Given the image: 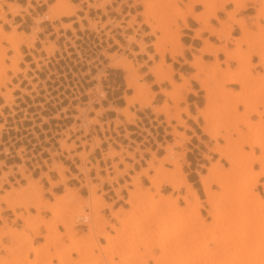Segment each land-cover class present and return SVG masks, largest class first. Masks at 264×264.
<instances>
[{"label": "bare ground", "instance_id": "1", "mask_svg": "<svg viewBox=\"0 0 264 264\" xmlns=\"http://www.w3.org/2000/svg\"><path fill=\"white\" fill-rule=\"evenodd\" d=\"M51 1L53 3L48 6L46 13L33 19L36 26L32 29V32L26 34L19 32L17 26L5 19L3 7L6 6L8 14L16 17L20 13H27L31 8L30 3L23 8L17 4H7L0 0V22L2 21L9 27V32H5L3 26L0 25V89H4V91L0 90V98L5 101V105L0 106V111L3 107H8L13 101V93L20 90L18 86H13V89L9 88V86H12L13 79L19 75H22L25 80L27 79V72L30 71L29 65H26L25 70L19 68V64L25 59L20 47L24 46L30 51L35 48L34 45L38 41L37 35L42 32L39 26L46 21L58 22L64 18H76V23L80 24L81 28L83 27L81 19L77 16V12L80 11L79 6L73 5L69 0ZM81 1L87 3L89 7L101 9L90 4L89 0ZM186 1L189 2V7L182 11L177 6L178 0H169L165 6L161 5L162 0H146L141 4L143 10L136 16H131L132 20L128 23L129 29L133 28L139 16L142 18L141 26L149 29L143 39L149 36L155 39L147 45L143 39L137 41L133 36L129 42V44H134L138 48V51L131 52L133 56H147L148 62H154V58L159 57L154 66L148 67L147 75L153 78L150 85L145 82L142 83L145 76L138 74V71L146 67L147 63L135 65L132 60L118 56L116 53L106 54V60L108 61L107 68L124 73L126 90L132 92V95L123 98L125 103L123 108L113 109L118 116L124 118L126 124L132 125L133 121L137 120V116L131 109L136 107L148 108L152 109L154 115L166 117L167 128H172L170 123L174 121L177 123L176 127L190 130L187 128L186 121L182 118L183 115L196 125L201 120L200 129L205 137L211 142H217L218 139L224 142V145H215V148L211 151L213 155L218 157V160L213 162L211 167L206 168L205 174L198 173L199 184L205 200L200 199L183 173L181 159L183 162L186 157L184 147L191 141V138L187 137L184 132H179L175 127L169 133L174 142L163 148V157L157 158L152 153V158L146 163L147 167L136 173L132 177V181L127 184L128 197L125 204L129 207V210L119 208L114 211L110 207V217L115 222L114 224H110L104 216L98 214L99 209L103 205H107L103 197L97 195L98 187L88 182L89 196L86 199L80 197L77 189L69 188L66 185L67 178L64 173L67 172V168L63 164L54 161L50 166V171L56 173L59 178L57 182H52L48 174V176L43 175L51 187L47 193L54 197V202L43 198V187L40 179L33 180L29 175L24 174L23 166L17 167L19 174L23 180L27 181V184L19 188H12L0 199V220H2L3 211L1 207L3 205L13 212H16L23 205L35 210L36 215L20 217L24 221V228L21 230H17L7 223L0 226V245L5 240H9L12 246L15 243H21L18 255L21 254V257L24 255L22 258L20 257L21 259L19 258L22 264H28L27 256L29 255L36 258L46 257L47 261L51 260L46 264H52V261L63 264V258H67L72 251L80 258L77 264H127L130 261L134 264H146L147 257L150 258L153 264H164L166 260H170L168 264H264V201L255 192V185L260 181H264V113L259 117L257 123H251L248 120L250 115H259V113L257 108L249 109L247 106L248 101L251 99L259 97L264 99V72L254 77L251 76L252 66L248 64L245 66L244 64L245 61L249 63L251 56L246 55L243 48H251L254 39L264 41V26H257L258 32H253L247 27L245 20L236 17L242 11L244 5L251 2L250 0ZM253 3L260 4L256 14L248 19V21L253 20L252 25H255L259 20H264V0H257ZM228 5H233V10L226 11L225 8ZM160 6L162 10H157ZM196 6L203 9L200 12H195L194 7ZM167 7L171 9L168 10ZM164 10L168 11L165 13ZM157 12L161 14V19L155 20ZM168 12H171V14ZM218 13L225 15L226 22L218 18ZM163 14L173 17L164 19ZM188 18L198 25V28L194 31L195 39L201 40L203 34H208L223 43L232 38L233 25L239 28L241 36L233 38L235 49L232 50H229L226 46L214 45L208 39L201 40L203 46L197 51L199 55H194L192 61L183 60L184 65L190 67L194 73L189 77L179 73L178 80L180 83H176L174 81L176 73L172 64L166 62L165 57L169 55L170 60L174 63L177 62L178 58L183 57L186 49L181 42V32L188 29ZM153 19L155 23L152 22ZM86 20L87 22L90 21L88 18ZM211 20L216 21L220 27L214 28L210 24ZM178 21H182L181 25L176 24ZM61 30L71 31L72 33L75 31L72 23L61 24ZM57 31L58 29L55 28V33ZM6 45L10 46V49ZM41 45L42 49L39 53H44L46 59L51 58L58 50L57 46L50 42L47 37L45 41H41ZM115 46L121 50L123 49L117 41H115ZM148 47L153 49V54L146 53ZM167 47L170 49H167ZM10 51H12V54L8 56ZM262 52H264V46L259 48L253 56L260 59ZM205 55L214 58L213 65L207 67V64L203 61ZM219 55L224 56L222 62L218 59ZM33 59L34 63L42 60L34 57ZM6 61L10 64H5ZM230 63L239 66L231 69ZM222 66H225V68H221ZM255 67L264 69V59H260ZM9 72L12 76H7ZM103 77H105V74L100 73L94 77V80L98 82V89L101 91L102 98L105 99L106 95L101 89V78ZM27 80L33 88L36 86L31 83L30 79ZM191 82L198 84L199 92L204 93L205 100V106L201 109L197 108L195 115H191L188 105L179 108V104L185 102L183 93L195 96L198 94V92L191 89ZM164 83H168L170 90L161 88ZM230 85L239 86L240 90L235 92L226 89ZM152 87H159V95L165 98L160 107L152 106L156 99V93L152 91ZM251 88L253 89L252 92ZM21 92L28 95L25 90ZM230 98H239L232 109L233 111L238 106L247 108L246 112L240 116L243 123L219 126L213 122L214 112L219 111L220 115H228L232 111L229 108ZM218 102L223 103L220 108L228 109L225 113H222ZM65 111L66 109L63 110V112ZM93 111L97 114L96 116L104 112L102 110ZM240 126L242 130L246 131V134H252L253 140L250 148L258 149L261 153L260 156L248 155L244 158L243 148L247 146L242 144L246 139H244V133L238 130ZM3 129L4 125H0V131ZM230 130L236 131L239 138L232 139ZM222 132L223 136L220 137ZM193 135L196 136L194 132ZM98 142L99 140H95V144L91 145V151L99 148ZM58 144L63 152L67 154L75 149V146L67 144V139L58 140ZM85 146L86 144L83 143L80 147ZM175 149H183V152L178 153ZM107 155L113 158L116 152L111 149ZM235 156H239L241 159L236 160ZM77 157L81 161L86 160L88 154L87 152L85 154L78 153ZM128 158L132 159V154H129ZM205 159L210 161L211 157L205 155ZM221 161L227 163L229 168L224 169ZM89 163L95 168L96 163ZM120 164L125 166L122 176L128 175V171L132 169L131 165L129 166L125 162H120ZM184 164L188 165L187 163ZM166 165L171 166L172 170L168 172ZM253 165L259 166L260 170L253 171ZM149 172H152L153 175H149ZM90 173L91 168H81L80 174L86 178ZM141 178L147 179L151 187L142 188ZM96 179L100 178L97 177ZM166 183L171 187L172 193H179L182 189L185 190V193L179 194L176 199L172 200V193L168 196L162 193L163 185ZM3 184H8L6 175L0 177V191ZM229 185H232L233 190L227 194ZM57 186H64V194L56 196L52 193V190ZM214 186L221 193L214 191ZM262 188H264V184H262ZM156 197L161 199L162 205L169 209V213L164 214L161 206L154 203ZM177 200H182L185 207H178ZM82 203H85L84 207L87 208L89 213L98 216L91 229H89V234L94 236L100 231L104 232V240L107 243V246L101 248V259L96 257V261H93V263H91L94 259L92 250L96 248L97 240H94L90 235L79 238V234L74 230V215L81 212ZM203 204L206 206L208 217L212 219L207 225L201 220L200 216V210L204 209ZM43 210L51 215L47 227L44 228L48 233L47 239L49 242L37 246L33 244V241L38 230L42 227H38L36 222L44 219L41 217ZM153 211L161 216L164 215L166 219L163 220V216V218H158L157 221L156 218L155 221L158 225L155 228L145 230L142 226L149 221L150 214ZM246 214H250V216L246 218ZM56 219H59V221L55 222ZM176 225L179 226L180 231H177V234L174 233L175 231L170 232ZM57 226L64 228L65 237L75 246L70 248L60 247L59 240L61 237L57 236ZM107 229H110L115 235H111L106 231ZM131 229H134L137 234L135 236L131 235L128 239L123 238ZM138 239L148 241V245L145 248L134 250L132 249L134 242H137ZM210 245L213 246V249L209 248ZM2 249L8 251V248ZM153 250H159L161 254L154 256ZM123 254L126 255L125 260ZM116 255L119 257L123 255L121 257L123 260L121 258L120 260L124 263H121L120 260L119 263L115 262Z\"/></svg>", "mask_w": 264, "mask_h": 264}, {"label": "crops", "instance_id": "2", "mask_svg": "<svg viewBox=\"0 0 264 264\" xmlns=\"http://www.w3.org/2000/svg\"><path fill=\"white\" fill-rule=\"evenodd\" d=\"M2 1L7 4H17L23 8L30 3L31 8L28 12L20 13L16 17L8 14L6 6L3 7L5 19L17 26L19 32L26 34H30L36 26L33 23V19L44 15L48 6L53 3L51 0ZM101 1L89 0V3L94 5L96 2L99 3ZM71 2L73 5L80 7L77 16L81 19L82 26L84 24L85 31L80 30V24L76 23V18H64L58 22L46 21L39 26L42 32L37 35L38 41L34 45L35 48L30 51L24 46L21 47V53L25 59H23V63L19 65V68L25 70L26 65H29L30 71L27 72L26 77L31 80L33 85H36V88L33 90L28 80H25L22 75L17 76L12 81V87L18 86L20 89L13 94L15 102L12 106L3 107L0 111V125H4V129L0 131V177L6 175L8 180V184L2 185L1 191H8L10 185H13L15 188L18 185L25 186L26 182L22 179L17 168L23 166L25 175H29L33 180L40 179L45 197L51 201V195L47 193L50 190V185L43 175L48 174L49 176H47L52 182L58 181L57 174L50 171V166L55 161L67 168V172L64 173L68 180L66 185L72 189H79L82 197H85V194L87 195V190L82 188L84 176L77 169L80 166V162L75 158L70 159V157L80 152L61 153L55 145L58 140H61L59 137L73 123H76L72 119L76 116V107L82 106L84 109L88 108L89 98L86 92L97 84L94 77L98 70H103L104 63L106 62V58L99 56L98 53H101V49H105L106 51L112 48L115 49V52H108V54L120 51L115 46L113 39L105 37L106 32H112L111 29L100 31L99 36L97 34L93 35V33L88 31L86 19L88 18L95 22L101 21L102 23H105L108 17L113 20H119V15L115 13V10L118 8L121 0H113V5L105 8L106 15L102 10L89 8L88 4L83 3L81 0H71ZM125 8L123 7L121 11L122 17L127 16ZM225 9L226 11H231L233 10V6L228 5ZM253 9V6L249 5L245 10L239 12L236 17L242 18L249 24L248 19L255 15ZM201 10L196 9L195 12H200ZM218 18L226 22L223 13H218ZM67 23L73 24L76 38H74L71 31L65 32L61 30V24ZM187 24L189 30L181 32V42L186 49L183 57L178 58L176 63L169 62L176 73L174 77L176 81L178 80L179 73L186 77L191 74L189 67L184 65L183 60L191 61L194 55H199L197 51L203 46L201 40L208 39L212 44L217 46L224 44L218 42L217 38L210 37L208 34H203L201 40L195 39L194 31L198 28V25L192 20H188ZM210 24L214 28H219V24L214 20H211ZM0 25L3 26L5 32H9L7 24L1 21ZM55 28L58 29L56 33ZM112 36L115 37V41H118L121 46H126L120 32L116 31ZM137 36L140 37V33ZM231 36L232 38L240 36V31L237 27L233 28ZM46 37L58 48L54 55L47 59L44 53H39L42 49L41 41H45ZM147 39L145 37L143 41L149 44L147 43ZM68 40L75 43V51H72V46ZM230 43L231 41H227V44ZM84 47H88L89 49L86 50ZM131 48L133 52L138 51L135 45H132ZM86 51H89L90 55L87 56L85 54ZM126 52L129 53L128 50ZM146 53L150 52L146 51ZM33 57L36 59L41 58L42 60L34 63ZM88 57L89 61H87ZM218 59L219 61H223L224 58L219 55ZM203 60L206 63L214 62V59L207 55L203 56ZM136 62L139 64L147 63L146 67L143 68V72L147 73V67L151 65L147 57L140 55L136 58ZM105 68V77L101 79V86L106 95L105 99L94 103L91 107L94 110H102L104 112L99 117H96L92 112L89 113L88 119H97L98 124L91 128L90 136L85 140L89 142L94 137H97L101 141L100 148L95 150L93 155L89 157V162L96 163L99 172L92 169L89 176L93 184L99 185L97 195H103L104 201L115 211L119 208H124L126 191L123 187L125 183H130V177L146 168V163L150 160L151 153H154L157 158H161L163 156L162 148L166 144L171 143L173 138L169 136L171 129L167 128L164 118L155 116L151 109L143 111L131 109L137 116V120L132 125L126 124L124 118L118 116L113 111V109L124 107L123 97L126 90L123 88L122 83H119L120 76L116 71L107 69V66ZM231 89L234 90L233 88ZM22 90L28 92V95L23 94ZM159 90V87H153V92L157 94L153 106H160L164 101L162 96L158 95ZM192 90L199 93V90ZM186 99L191 115H195L197 108H202L199 94L196 96L189 94L186 96ZM4 105V101L0 99V106ZM64 109H66L65 112H63ZM56 116H58V119H56ZM182 118H184L187 128L190 130H183L181 128L177 130L184 132L187 137L191 138L189 144L186 145V163L188 165L183 167V171L188 182L201 198L198 173H203L202 167L204 164L200 163L202 161L201 153L203 152L200 150V147L204 148V144L200 141L201 134L197 132L198 125L185 116ZM117 121L118 125H116ZM172 125L174 126L175 124ZM193 132L196 134L195 137ZM70 135L71 137H75L74 142L83 136L81 132L70 133ZM109 147H112L116 152H120L122 148L125 153H122L121 158H123L126 164L131 165L132 169L128 171V175L119 178L117 182L111 184L105 182L101 184L100 180L96 179V177L98 176L100 179L105 180V171L107 170L110 174L109 178H113V172L109 167L112 166L113 162H119V158H115L114 161H104V155L107 153ZM54 154L58 156L52 158L51 156ZM128 154H132V159L127 157ZM86 167L90 168L91 164H87ZM119 170H124V165H120ZM119 189L120 191L117 193ZM52 193L56 196L62 195L64 193V186L55 187ZM1 208L3 211L2 220L13 221L14 216L12 212L7 211L4 206ZM104 214L109 217V210H105ZM2 220H0V226L2 225ZM78 231L85 232L86 230L82 229Z\"/></svg>", "mask_w": 264, "mask_h": 264}, {"label": "rangeland", "instance_id": "3", "mask_svg": "<svg viewBox=\"0 0 264 264\" xmlns=\"http://www.w3.org/2000/svg\"><path fill=\"white\" fill-rule=\"evenodd\" d=\"M69 1H71V0H69ZM76 1V0H75ZM146 0H121V3L118 5V8L115 10V13H117V15H119V20H113L112 18H107L106 19V22L105 23H102L101 21H98V22H95V21H93V20H90V21H88L87 22V26H88V31L89 32H91V33H93V35H95V34H97L98 36H99V34H100V31H106V30H108V29H111L112 30V32H109V33H105V37H107L108 39H113L114 40V43H115V37H113L112 36V34L113 33H115L116 31H118V32H120L121 33V37L124 39V42H125V44H126V46L124 47V46H122L123 47V49L121 50L119 47V49H120V51L119 52H116V54L118 55V56H121V57H123V58H127L128 60H132L133 61V63L136 65V64H139V63H137L136 62V58L137 57H135V56H133L132 55V53L131 52H133V49L131 48V46L132 45H134V44H129V42L131 41V38L133 37V36H135V38H136V40L137 41H140V40H142L143 39V36H145L148 32H149V29L147 28V27H145V26H141V23H142V18L141 17H137V19H136V21H135V23H134V26H133V28H131V29H129L128 28V23L132 20V17L131 16H136L139 12H141L143 9H142V7H141V4L143 3V2H145ZM152 1H158V0H152ZM179 1V3H177V6H178V8L179 9H181L182 11H185V8L186 7H189V2L188 1H186V0H178ZM251 2H248V3H246L245 5H244V7H243V9H242V11L243 10H245L246 8H247V6H249V5H251V6H253V10L255 11V14H256V11H257V9H259V5L260 4H258V3H253L254 1H257V0H250ZM253 1V2H252ZM259 1V0H258ZM53 2V1H52ZM119 2V1H118ZM169 2V0H162V6H165L167 3ZM94 5H96V6H98V7H100L101 9L100 10H102L103 11V13L106 15L107 14V12L105 11V8L107 7V6H110V5H113V0H102L101 2H99V3H95ZM233 6V5H232ZM123 7H126L125 8V12H127V16L126 17H122V15H121V11H122V9H123ZM89 8H91V7H89ZM93 9H96V8H94V7H92ZM168 8V10H170L171 8H169V7H167ZM196 9H203L202 7H199V6H196V7H194V11L196 10ZM96 10H99V9H96ZM157 10H162L161 9V6L160 7H158L157 8ZM167 10V11H168ZM166 10H164V12L166 13L167 12ZM129 12V13H128ZM161 13H162V11H160ZM169 14H171V12H168ZM168 15V14H167ZM156 17H155V20L156 19H161V14L160 13H158L157 12V14L155 15ZM225 16V15H224ZM163 17H165L164 19H171V17H173V16H170V15H168V16H165V14H163ZM188 20H191L190 18H188L187 19V21ZM152 22L153 23H155L154 22V19L152 20ZM224 22V21H223ZM250 23L249 24H247V27L251 30V31H253V32H258V29H257V26H264V20H259L258 21V23L257 24H255V25H252V22H253V20H251V21H249ZM181 23H182V21H178L176 24H178V25H181ZM121 26V27H120ZM219 27H220V25H219ZM234 27H237V26H235V25H233V28ZM238 28V27H237ZM239 29V28H238ZM80 30L81 31H85L84 30V24H83V27L81 28L80 27ZM171 30H172V28H171ZM240 31V30H239ZM32 32V31H31ZM138 33H140V37H138L137 36V34ZM130 35V36H129ZM160 35V34H159ZM73 36H74V38H76V34H75V31H74V33H73ZM240 36H241V31H240ZM239 36V37H240ZM148 39H147V43H151L152 41H154L155 39H154V37H147ZM130 39V40H129ZM227 41H231V43L230 44H227ZM227 41H224L223 43V45H220L219 47H222V46H226L229 50H232V49H235V41L233 40V38H229ZM68 42L70 43V45L72 46V51H75V43L74 42H72V41H69L68 40ZM80 42V41H79ZM118 42V41H117ZM219 42V41H218ZM120 44V43H119ZM149 44H147V45H149ZM203 44V43H202ZM84 46V45H83ZM262 46H264V41H261V40H255L254 39V41H253V44H252V46H251V48H247V47H243L244 49H245V52L244 53H246V55H248L249 57H250V59H249V63L248 62H244V64H245V66L248 64V65H251L252 66V70H251V76L252 77H254V76H257V74H259V73H262V72H264V69H262V67H255V65H257V63L260 61V59H264V52H262V55H261V58L259 59L258 57H255V56H253V55H255L256 54V51L259 49V48H261ZM6 47L7 48H9L10 49V46H8V45H6ZM21 47H23V46H21ZM21 47H20V51H21ZM41 47H42V45H41ZM117 47V46H116ZM125 48V49H124ZM84 49H86V50H88L89 48L88 47H84ZM97 49H100V48H97ZM167 49H170L169 47H167ZM102 51H101V53H98V55L99 56H104L105 58H106V54H108V52H115L114 50V48H112V49H109V51H106L105 49H101ZM129 51V53H127L126 51ZM93 51H95L94 49H93ZM146 51H149L150 53L149 54H153V49L152 48H147L146 49ZM56 52V51H55ZM83 52V51H82ZM10 54H12V51H10L9 53H8V56L10 55ZM85 54L88 56V55H90V52L89 51H86L85 52ZM109 54H113V53H109ZM46 56V55H45ZM206 56V55H205ZM222 56V55H221ZM52 57V56H51ZM147 57V56H146ZM223 58H224V56H223ZM214 59V58H213ZM90 59H89V57H88V59H87V61H89ZM147 60H148V58H147ZM158 60H159V57L158 56H156L155 58H154V62H151V65L149 66V67H151V66H154L155 65V63L156 62H158ZM165 60H166V62L167 63H169V62H172L171 60H170V58H169V55H167L166 57H165ZM192 60H193V57H192ZM191 60V61H192ZM224 60V59H223ZM204 61V60H203ZM205 62V61H204ZM220 62H222V61H220ZM23 63V62H22ZM172 63H174V62H172ZM206 63V62H205ZM214 63V62H213ZM213 63H206L207 64V67L208 66H211V65H213ZM5 64H7V65H9L10 64V62H8V61H6L5 62ZM21 64V63H20ZM19 64V65H20ZM140 64H143V63H140ZM170 64V63H169ZM92 65H94V64H92ZM108 65V61L106 60V62L104 63V67H103V70L102 71H97V73H96V71H95V73H96V76L97 75H99L100 73L101 74H105V66H107ZM147 65V64H146ZM230 65V68L231 69H235V68H237L239 65H237V64H235V63H230L229 64ZM28 68H29V66H28ZM145 68V67H144ZM221 68H225V66H222ZM26 69V68H25ZM107 69H109V68H107ZM189 69H190V72H191V74L189 75V76H191L193 73H194V71L189 67ZM111 70H113V69H111ZM114 71H116V73L120 76V79H119V83H122V85H123V88H125V90H126V85H125V81H124V73L123 72H121V71H118V70H114ZM147 72H148V67H147ZM138 74L139 75H143V76H145V78L143 79V81H142V83L143 82H145L146 84H148V85H150L152 82H153V78L151 77V76H148L147 75V73H144L143 72V68L141 69V70H139L138 71ZM176 75V74H175ZM175 75H174V77H175ZM7 76H12V74L9 72V73H7ZM95 76V77H96ZM188 76V77H189ZM178 78H179V76H178ZM102 79V78H101ZM176 83H180V81L179 80H174ZM95 82H97V81H95ZM90 85H92V84H90ZM9 87H11V89H13V87L12 86H9ZM161 87L163 88V89H167V90H170V87H169V85H168V83H164V84H162L161 85ZM34 88H36V86L34 87ZM33 88V90H35ZM231 88H233L234 90H232ZM101 89H102V87H101ZM191 89H196V90H199V86H198V84L197 83H194V82H191ZM226 89H228V90H232V91H235V92H237V91H239L240 90V87L239 86H236V85H230V86H227L226 87ZM1 91H4V89L3 88H1L0 89ZM100 90L98 89V82H97V84L92 88V89H88L87 90V92H86V95L88 96V98H89V103H88V108H86V109H84L82 106L81 107H76V109H75V113H76V116H74L72 119H73V121H75L76 123H73V125H71V127H69L67 130H66V132L65 133H63L59 138H61V140H63V139H67V144H69V146H75V149L74 150H72L71 152H73V153H75V152H80V153H86L87 152V154H88V158H86V160H80L78 157H77V154H75L73 157H70V159H77V160H79V162H80V166L77 168L78 169V171H79V173L81 172V168H87L86 166H87V164H90L89 163V157L91 156V155H93V153L95 152V150L93 151H91V149H92V147H91V145H94L95 144V140H99L97 137H94L91 141H86L85 139L86 138H89V136H90V133H91V128L94 126V125H97L98 124V121H97V119H88V116H89V113L90 112H92V113H94V109L93 108H91L92 107V105L95 103V102H101L102 100H103V98L101 97L100 98V96H101V91L99 92ZM102 91H103V89H102ZM152 91H153V87H152ZM253 91V89L251 88V92ZM14 94V93H13ZM199 94V96H200V99H201V101H202V108L205 106V100H204V93H201V92H199L198 93ZM130 95H132V92H130V91H127L126 90V92H125V95H124V97L125 96H130ZM158 95H159V93H158ZM188 95V94H187ZM185 93H183V97L185 98V102H183V103H180L179 104V108H183V107H185V106H187V99H186V96H187ZM156 96H157V94H156ZM123 97V98H124ZM162 98L165 100V98L162 96ZM0 99H2V98H0ZM3 100V99H2ZM238 100H239V98H230L229 99V108H230V110H232L233 108H234V105H235V103H237L238 102ZM262 100H264V99H261V97H259V98H255V99H251V100H249L248 101V103H247V106H248V108L249 109H253V108H257V112L259 113V115L258 114H256V115H250V117H249V121L251 122V123H257L258 121H259V117L260 116H262V113H264V101H262ZM4 101V100H3ZM124 101V100H123ZM14 102H15V100H14V96H13V101L8 105V106H12L13 104H14ZM94 102V103H93ZM4 103H5V101H4ZM163 103H164V101H163ZM162 103V104H163ZM124 105H125V103H124ZM172 105V104H171ZM218 105H219V108H220V106L221 105H223V103L222 102H218ZM153 106V105H152ZM161 106V105H160ZM160 106H153V107H160ZM173 106V105H172ZM140 107H136L135 108V111H143V110H145V109H148V108H144V109H139ZM201 109V108H200ZM221 110H222V113H225L228 109H226V110H224V107H222V108H220ZM246 109L247 108H245V107H243V106H238L237 108H236V110L235 111H231L228 115H220L221 113L219 112V111H216V112H214V115H213V122H215L217 125H219V126H222V125H235L236 123H243V121L242 120H240V116H242L245 112H246ZM152 110V109H151ZM219 110V109H218ZM171 113H173L172 111H171ZM95 115H97L96 113H94ZM154 114V113H153ZM100 116V115H99ZM99 116H96V117H99ZM155 116H157L158 117V115H155ZM184 116V115H183ZM182 116V117H183ZM161 117H163L164 118V121H165V123H166V117H164V116H161ZM186 117V116H185ZM56 119H58V117L56 118ZM184 119V118H183ZM79 121H80V125H79ZM135 121H133V123H134ZM171 126H172V128L171 127H168L169 129H171V132L174 130V127L176 128V129H180L179 127H176L177 126V123L176 122H174V121H172L171 123ZM172 124H175L174 126L172 125ZM201 120H199V122H198V131H199V134H201V140L200 141H202L203 142V144H204V148H202V146L200 147V150L203 152V153H201V155H202V161L200 162L201 164H204V166L202 167V171H203V173L202 174H205L206 173V168H208V167H211L212 166V164H213V162H216L217 160H218V157L217 156H215V155H213L212 153H211V151L215 148V145H224V142L221 140V139H218L217 140V142H211L207 137H205L203 134H202V131H201V129H200V126H201ZM116 125H118V121L116 122ZM167 125V124H166ZM222 129V128H221ZM79 130H82V134H83V136L82 137H80V138H78L77 140H76V142H74V140H75V137H71V135H70V133H72V134H75V133H78V131ZM184 130V129H183ZM238 130L239 131H241L242 133H244V135H245V137H244V139H246V140H244L243 142H242V144L243 145H245V146H247V147H244L243 148V151H244V158L246 157V156H248V155H254V156H260L261 155V153H260V151L258 150V149H251L250 148V144L252 143V140H253V138H252V134H246V131L245 130H242V127L240 126L239 128H238ZM230 133L232 134V139H238L239 138V136H238V134H237V132L236 131H234V130H230ZM223 134V132L222 133H220V137L221 136H223L222 135ZM43 138H44V135H43ZM248 138V139H247ZM172 142H174V139H173V141ZM171 142V143H172ZM51 143V142H50ZM83 143H85L86 144V146L85 147H80ZM99 148H100V146H101V141L99 140ZM171 143H168V144H166L165 146H167V145H169V144H171ZM187 144H189V142L187 143ZM186 144V145H187ZM79 146V147H78ZM55 147L56 148H58V151L59 152H61V153H64L63 152V150L60 148V146H59V144H58V141H57V143H56V145H55ZM98 148V149H99ZM164 148V147H163ZM163 148H162V151H163ZM185 149V152L187 153V148H186V146L184 147ZM114 150L112 147H109V149H108V151H107V153L110 151V150ZM97 150V149H96ZM115 151V150H114ZM175 151L176 152H178V153H182L183 152V149H175ZM89 152V153H88ZM116 152V151H115ZM107 153L104 155V161H108V160H110V161H114L115 160V158H119V162L118 163H116V162H113L112 163V172H113V178H109V172L106 170L105 172H106V179L105 180H103V179H98V180H100V182H101V184H103V183H105V182H108V183H113V182H117V180L119 179V178H122V177H124V176H122V174H123V171L125 170V166H124V170H119V166L120 165H123V164H120V162H124L123 161V158H121V155H122V153H125V151L121 148V151L120 152H116V155L113 157V158H111L110 156H108L107 155ZM163 155H164V151H163ZM205 155L206 156H210L211 157V160L209 161H207L206 159H205ZM58 155L57 154H54V155H52L51 157L52 158H55V157H57ZM128 156H129V154H128ZM127 156V157H128ZM163 157V156H162ZM151 158H152V153H151ZM150 158V159H151ZM235 158H236V160H240L241 159V157H239V156H235ZM54 162V161H53ZM52 162V163H53ZM184 163H186V157L184 158V160H183V162H182V159H181V164H183V167L184 166H186V164H184ZM221 165L223 166V168L224 169H228L229 168V165L227 164V163H225L224 161H221ZM146 167H147V164H146ZM91 170L92 169H95L96 170V172H99V169H98V166L96 165L95 166V168L94 167H92V165H91ZM166 169H167V171L169 172L170 170H172V167L171 166H168V165H166ZM252 169H253V171H259L260 170V167L259 166H257V165H253L252 166ZM143 170V169H142ZM141 170V171H142ZM140 171V172H141ZM183 173H184V171H183ZM185 174V173H184ZM201 174V173H200ZM136 175V173L134 174V176ZM149 175H153V173L152 172H149ZM84 176V175H83ZM134 176H132V177H134ZM98 177V176H97ZM96 177V178H97ZM132 177H130V182L132 181ZM198 177H199V175H198ZM89 179V180H88ZM25 181V180H24ZM68 181V180H67ZM26 182V184H27V181H25ZM88 182H90V183H92L93 184V181L90 179V176H89V174H88V176H87V178L84 176V184H83V186H82V188H84V189H86L87 190V195L85 194V197H82L81 195H80V191H79V189H77L78 190V194H79V196L80 197H82V198H84V199H86L88 196H89V190H88ZM25 184V185H26ZM128 184V183H127ZM127 184L125 183V185H124V187H123V189L126 191V194H125V200L127 199V197H128V191H127V188H126V186H127ZM262 184H264V181H260L259 183H257L256 185H255V192L256 193H258L260 196H261V199H262V201H264V188H262ZM95 185V184H94ZM97 187H98V189H97V192H98V190H99V185H96ZM141 186H142V188H147V187H151V185H150V183H149V181L147 180V179H145V178H141ZM199 186H200V184H199ZM19 187H21L20 185H18L16 188H19ZM12 188H15L13 185H10V189L8 190V191H10ZM200 188H201V186H200ZM228 188H229V190H228V192H227V194L230 192V191H232L233 190V188H232V185H229L228 186ZM50 189H51V187H50ZM128 189H130V188H128ZM213 190L214 191H217V192H219V193H221L220 192V190H218V188L216 187V186H214L213 187ZM120 191V189L117 191V193ZM172 190H171V187L166 183L165 185H163V188H162V193H163V195H166V196H168L169 194H171L172 192H171ZM7 193V191H0V199L5 195ZM185 193V190L184 189H182L179 193H172L171 194V199L172 200H174V199H176L177 197H178V195L179 194H184ZM64 194V193H63ZM99 196H103V195H99ZM43 198L45 199V200H47V201H49L46 197H45V192H44V190H43ZM51 201L50 202H54V197L51 195ZM202 201H204L205 200V197H204V194H203V192H202V190H201V198H200ZM104 200V199H103ZM154 203L155 204H158V206H161V210H162V212L165 214V213H169V209L165 206V205H162V202H161V199L159 198V197H156L155 198V200H154ZM107 204V203H106ZM176 204H177V206L178 207H185V204H184V202L182 201V200H177V202H176ZM83 205V206H82ZM4 206V205H3ZM85 206V203L83 204H81V212H77L75 215H74V219H73V223H74V230H75V232H77V234H79L78 235V237L79 238H85V237H87V236H89L90 234H89V229H91V227L93 226V224L95 223V220H97V218H98V216L97 215H94V214H92V213H88V214H84V212H83V210H84V208H86V207H84ZM5 207V206H4ZM84 207V208H83ZM110 205H109V207H108V204L107 205H103L100 209H99V211H98V214L99 215H101V216H104L109 222H110V224H114L115 222L111 219V217H110V213H111V209H110ZM203 207H204V209H202V210H200V216H201V220L202 221H204V223L207 225V224H209L211 221H212V219L211 218H209L208 216H209V214L207 213V211H206V206L203 204ZM5 209L7 210V211H10V210H8V208H6L5 207ZM87 209V208H86ZM124 209L125 210H129V207L125 204V201H124ZM105 210H109V217H107L105 214H104V212H105ZM45 210H43V212L41 213V217H43L44 219L43 220H38L36 223H37V225H38V227H42L41 229H39L38 230V232H37V234H36V237L34 238V241H33V244H35V245H37V246H40L41 244L43 245V244H45V243H47V242H49V240L47 239L48 237V233H47V231L44 229L45 227H47V222H49V220H50V218H51V215H50V213H48L47 211H45ZM10 212H12V214H13V216H14V219H13V221H11V222H8L6 219H3L2 221H1V226H4L6 223L9 225V226H11V227H13V228H15V229H17V230H21L22 228H24V224H23V219H21L20 217H22L23 218V216H25V217H29V216H32V215H36V211L35 210H33V209H30L29 207H26V206H21V208H19V209H17L16 210V212H13V211H10ZM164 216V215H163ZM163 216H161L159 213H156V211H153L151 214H150V218H149V221L145 224V225H143L142 227L145 229V230H147V229H151V228H155L157 225H158V223L156 224V222L158 221V218H160V217H162L163 218ZM246 216V218H247V216H250V214H246L245 215ZM243 217V216H242ZM156 218H157V221H155L156 220ZM79 219H86L87 220V224H85V226L86 227H84V226H81V225H79L80 223L82 224V222H78V220ZM164 219H166V217L164 216V218H163V220ZM59 221V219H56L55 220V222H58ZM58 224V223H57ZM82 229H85L86 231L85 232H79L78 230H82ZM180 228H179V226H174L171 230H170V232H173V231H175L174 233L175 234H177L178 232L177 231H180L179 230ZM190 229H193V228H190ZM106 231H108L111 235H115L114 234V232H112V231H110V229H107ZM128 232V231H127ZM57 233H58V237H61V239L59 240V244H60V247L61 248H70V247H73V246H75L71 241H69L65 236H66V233H65V230H64V228L62 227V226H57ZM163 233V232H162ZM137 234V232H135L134 231V229L132 230H129V232L128 233H126V236L125 237H123V238H125V239H128V238H130V236L132 235V236H135ZM94 240H97V242H98V244H97V246H96V248L95 249H93L92 251V255H93V257H94V259L92 260V262L91 263H93V261H96V257L97 258H100L101 259V257H102V255H101V248H103L104 246H107V243L105 242V240H104V232H99V233H97V234H95L94 236L93 235H90ZM145 239V238H144ZM144 239H138L137 240V242H134V246H133V248L132 249H134V250H139V249H142V248H145L147 245H148V241H146V240H144ZM2 248H8V251H3V249ZM209 248L210 249H213V246L212 245H210L209 246ZM21 249V243H15L14 244V246H12V244L10 243V241L9 240H5V241H3L2 242V244L0 245V264H22V262L19 260V258L21 257L20 255H18V251ZM131 249V250H132ZM153 254H154V256H156V255H160L161 254V252L159 251V250H153ZM124 255V257H123V259L125 260V254H123ZM122 255V256H123ZM117 256V255H116ZM121 256V257H122ZM22 257H24V255L22 256ZM21 257V258H22ZM121 257H119V256H117L115 259H114V261L115 262H117V263H119V260H120V258ZM20 258V259H21ZM117 258H119L118 259V261H117ZM79 257L76 255V254H74V251H72L71 253H69L68 254V256H67V258L66 257H64L63 258V264H77V262L79 261ZM122 259V258H121ZM122 259V260H123ZM21 262H19V261ZM24 260V258L22 259V261ZM27 260H28V264H46V262L48 263L49 261H51V260H48L47 261V259H46V257H42V258H36L35 256H31V255H29V256H27ZM122 260H120V262L121 263H124V261H122ZM169 261L170 260H166L165 261V263L164 264H168L169 263ZM52 264H58V262L57 261H52ZM79 264H83V263H79ZM84 264H86V263H84ZM88 264H90V263H88ZM120 264V263H119ZM127 264H134L133 262H127ZM146 264H153V262L150 260V258H146Z\"/></svg>", "mask_w": 264, "mask_h": 264}, {"label": "built area", "instance_id": "4", "mask_svg": "<svg viewBox=\"0 0 264 264\" xmlns=\"http://www.w3.org/2000/svg\"><path fill=\"white\" fill-rule=\"evenodd\" d=\"M101 97L102 96H100V98ZM79 125H80V121H79ZM78 132H82V130H79ZM109 169L112 170V166L109 167ZM83 212H84L85 215L89 213V211L86 208H84ZM78 222H82V224L80 223L79 225L84 226V227H86L85 224L88 223L86 219H79Z\"/></svg>", "mask_w": 264, "mask_h": 264}, {"label": "trees", "instance_id": "5", "mask_svg": "<svg viewBox=\"0 0 264 264\" xmlns=\"http://www.w3.org/2000/svg\"><path fill=\"white\" fill-rule=\"evenodd\" d=\"M197 132L199 133V131L197 130ZM197 188V187H196Z\"/></svg>", "mask_w": 264, "mask_h": 264}]
</instances>
